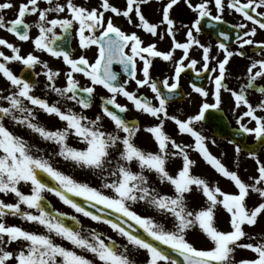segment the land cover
<instances>
[{"label": "snow or ice", "instance_id": "obj_1", "mask_svg": "<svg viewBox=\"0 0 264 264\" xmlns=\"http://www.w3.org/2000/svg\"><path fill=\"white\" fill-rule=\"evenodd\" d=\"M150 2L126 0V8L121 10L110 0H102L99 7L92 8L78 5L74 0H64L63 3L45 0L44 7H41V0H27L18 6L11 0H0V29L13 34L19 42H31L35 50L62 58L69 69L64 73L65 85L57 86L56 80L61 75L59 69L53 70L34 52L21 54L20 47L0 37V46L11 51V55H7L0 50V76L9 85L6 90L0 89V92H7L0 95L3 102L0 103V194H11L16 201L6 202L0 198V264H11L13 260L15 264H137L136 257L140 252L145 254L144 264H264V237L258 239L245 231V226L255 227L264 217V161L256 149L248 151V156L257 165V175L249 177L251 183L245 182L238 171L229 170L210 152L206 143L208 138L195 127L222 118L217 112L222 108L224 93H227L236 109L246 107V111L237 116L239 131L253 136L264 149V115L257 114L258 111L264 112V100L253 105L249 99L250 91L264 97V85L258 84L259 80H264V56L251 60L246 68L247 83L239 90L230 87L226 81L231 58L248 55L244 46H253L264 53V41L254 40L258 29L264 30V11H258L264 9V0H200L196 4L192 0H183L197 14L191 26L183 25L187 29L185 42L176 39V22L171 16L174 6H178L181 0H168L161 9L159 23L150 22L142 11L141 6ZM14 7L17 8L16 18L6 21L4 10ZM212 8L216 9V14L212 13ZM226 10L241 14L244 20L255 26L249 30L246 23L236 25L243 30L242 35L237 36L239 50H230L223 41L219 42L217 47L223 51L224 58L216 61V67L210 68V61L215 58L210 56L212 45L205 46L196 34L201 32L205 18L222 22ZM109 12L116 17L123 16L133 27L159 37L161 41L166 34L172 41L170 50H158L155 42L145 45L136 31L128 33L114 23L112 16L106 18ZM133 14L137 18L135 22ZM29 15H36L34 25L26 21ZM161 25L165 28L163 33L159 31ZM33 26L38 30L35 37L30 34ZM73 33L78 38V47L85 50L79 57H74L58 43ZM218 35L225 40L229 38L223 31ZM194 45L202 49L200 71L218 74L209 77L211 93L204 87L191 84L201 102L195 114L180 119L169 114V106L174 102L177 90L181 89V74L185 68L195 69L198 63L189 57ZM93 46L96 55L90 61L86 51ZM177 50H182L178 60L174 57ZM155 58L174 64L172 82L169 78L160 82L166 92L158 86L150 71ZM186 60L189 61L187 65ZM12 62L19 63L22 71L42 65L46 87L61 99L50 103L34 95L35 84L14 73L9 66ZM114 65L120 66L121 70H114ZM138 73L143 78H139ZM76 74L85 77L89 85L82 86ZM133 81L137 91L128 90ZM97 86L109 95L100 98V114L89 118L74 106L90 109ZM145 87L154 94L157 103L138 95L139 89ZM209 95L213 97L211 103L207 99ZM117 96L130 101L138 113L157 119L154 126L145 129L153 136L156 151L143 149L135 142L140 126L126 118L129 109L117 101ZM36 108L47 115H55L65 126L48 129L36 121ZM105 118L112 123L111 130L104 127ZM245 118L249 123L254 122V126L245 123ZM6 120L13 126L29 130L45 142L57 145L54 154L95 174L100 180L99 187L77 180L55 167L49 156L40 154L43 152L41 148L12 131ZM165 120L172 121L179 134L194 138L195 150L223 178L234 182L238 191H223L218 182L213 186L207 179L193 174L196 162L187 151L192 146L182 145L167 133ZM70 136H75L84 147L71 146L68 143ZM242 150L241 144L235 143V152L239 154ZM175 158H181V166L172 173L168 164ZM22 185L28 186L30 191H22ZM165 185L171 188L170 193L160 190ZM194 190L205 197V203L199 209H193L188 199ZM46 193L53 194L75 213L108 225L126 243L118 244L95 229H84L76 215L69 217L67 213L50 207ZM253 194L260 202L249 206L247 200ZM77 197L83 203L78 202ZM138 204L154 210L166 223L159 222L154 216L139 214L134 209ZM221 210L229 215L230 230H220L217 226ZM8 216L33 222L45 231L38 233L8 225L5 222ZM64 217L75 221L79 227L70 226ZM197 230L209 242L208 247L198 248L187 238ZM56 238L66 241L70 247L58 243ZM244 238L255 243H242ZM13 243L18 245V250H8ZM237 249L249 250L255 256L237 260Z\"/></svg>", "mask_w": 264, "mask_h": 264}, {"label": "flooded vegetation", "instance_id": "obj_2", "mask_svg": "<svg viewBox=\"0 0 264 264\" xmlns=\"http://www.w3.org/2000/svg\"><path fill=\"white\" fill-rule=\"evenodd\" d=\"M11 2L18 6L22 3L27 2V0H11ZM59 2L63 3L64 0H59ZM75 3L78 5H83L89 8L92 7H99L102 0H74ZM168 0H151V2L147 5H142V11L145 14L146 18L150 22L159 23L162 19L161 15V9ZM200 2V0H192L193 4H196ZM242 2H246V0H242ZM110 3L114 6L120 8L121 10H124L126 8V0H110ZM45 6V0H41V7ZM258 11H264V9H259ZM17 8L14 7L11 10H4L3 15L5 17L6 21H10L14 18H16ZM212 13L216 14V9L212 8ZM196 13L193 12L191 9L187 7V5L181 0V3L178 6H174V9L171 13L172 18L175 20V28H176V39L180 42H185L186 40V31L187 29L183 27V25H189L191 26V23L196 18ZM254 15V13H253ZM107 16H112L114 23L121 27L122 30H125L128 33H131L132 31H136L141 38L144 40L145 45L149 43L155 42L157 44L158 50L161 51H168L171 48L172 41L171 39L165 34V38L163 41L159 39V37H152L151 35L145 34L143 30H140L136 27H133L128 23V20L124 18L123 16L116 17L112 13H106ZM51 18V17H50ZM133 21H136V17L133 14L132 16ZM37 20L36 15H29L26 17V21L30 24L35 23ZM218 24L213 29L216 34L217 38H214L212 35L208 34L207 27L202 26V30L200 33L196 34L198 38L200 39L201 43L205 44V46L212 45V52L210 53V56L215 57L210 61V68L216 67V61L222 60L224 58L223 51L219 50L217 45L219 42L223 41L225 44L228 45L230 50L237 51L239 50V45L237 43V36L238 34L242 35L243 30L239 29L236 25L239 23H246L247 28L250 30L253 25L251 22H248L244 20V18L239 13H235L232 10H226L223 13V20L222 22H217ZM58 34H61L60 30L58 29ZM159 31L163 33L165 31V28L163 25L160 26ZM225 32L227 36L229 37L227 40L224 39V37H220L218 35L219 32ZM30 34L32 37H35L38 34V30L35 26H33L30 30ZM2 38L7 39L9 42L14 43L16 46L21 48V54H27L29 52H34V54L38 55L42 61H46L49 63V66L53 69H59L61 71V75L57 78L56 84L57 86H64L65 85V75L69 69L68 66L65 65L62 61V58H53L48 53L40 52L39 50L34 49V45L31 42H19L17 38L13 35L7 32L6 35L0 36ZM78 38L75 37V34L67 36L65 39L59 41L58 43L61 44L66 50H69L74 57H79L82 53H85V50H82L78 47L77 44ZM255 41H264V30H259L257 32V35L254 37ZM0 50L4 51L5 54L11 55V51L3 46H0ZM244 50L247 52V56L240 57V56H234L231 58L228 67V74L226 76L227 84L234 88L239 90V88L247 83V74H246V68L250 65L251 60L253 59H259L262 56H264V53L260 52L257 48L246 45L244 46ZM87 57L91 60H94V57L96 55V48L93 46L91 50L86 51ZM182 56V50H177L174 54V57L176 60H178ZM190 59H196L198 61L195 69H189L185 68V71L181 74V89L177 90V93L174 97V102L170 104L169 110L176 106H184L188 102H191L192 104H195L197 106L200 105L201 97L199 94L195 93L191 87L192 83L197 84V86H201L203 82L206 83L205 85H202L201 87H204L206 90H208L210 93L212 91V84L209 79V77L217 75V73H204L200 70L203 66V60H202V49H199L198 46H193V48L189 52ZM189 63L188 60L185 61V64L187 65ZM10 68L13 70L14 73L20 75L22 72L21 68L22 66L17 62H12L10 65ZM139 67V65H138ZM23 70L29 71V76L27 77L31 82L35 84L34 92L33 94L47 99L50 103H54L57 100H60L61 98L54 92H51L46 87V77L43 75L44 69L42 68V65H37L35 69H27L24 68ZM114 70H121L120 66L114 65ZM153 78L157 80L158 86L161 87L162 91H167L163 89L162 83H160L163 79L169 78V82L171 83V77L174 74V64L172 62H165L161 58H155L153 61V67L150 70ZM33 72V74H32ZM200 73L197 75V73ZM39 73V75H37ZM35 75V78L33 77ZM139 75V78H143L142 75ZM34 78L35 81H32ZM76 78L79 80L80 84L82 86H88L89 81L83 77L81 74H76ZM3 80V79H2ZM259 85H264V80L258 81ZM8 89V88H7ZM129 91H137V86L135 85L134 81L130 83ZM7 94L6 91L0 92V95ZM109 93L105 89H103L100 86H97L96 92L94 94V102L93 106L90 109L82 110L79 106H74L75 110L77 111H84L85 114L89 118H94L101 112V106L102 101L101 97H107ZM138 95H144L147 96L149 99L153 100V103H157L154 99V94L151 93L150 89L145 87L143 89H139ZM183 98V99H182ZM208 102H213V97L209 95L207 98ZM250 102L253 103V105H257L261 100H264V97H262L257 92L250 91L249 94ZM117 101L121 105H127L129 111L125 114L126 118L130 121L138 122L140 126V131L138 132L135 142L143 149L156 151L157 145L154 142L153 136L148 133L145 129L149 126H154L158 121L156 118H152L148 115L140 114L138 113L132 103L128 101L126 98L122 96H117ZM0 103H3L0 101ZM61 104H63V101H61ZM244 111H246V107L242 106L239 109L235 108L233 99L231 96H229L227 93H224L223 96V104L221 110H219V115L222 116L221 119H219L220 122L227 121L231 128L235 129L238 132V135L240 138L244 139V145L250 146V147H244L241 143L242 151L241 153L237 154L235 152V143H230V139H220L219 137L215 136L212 132V130L205 125L202 124H196L195 127L197 130L201 131L203 135H205L207 140V147L210 150L212 154H214L218 159L221 160V162L229 169H237L240 172H246V171H253L256 170L257 165L253 159H251L248 156V151L250 149H256L258 152V155L260 156L261 160L264 161V149H261V146L259 142L255 141L254 137L248 134H244L239 131V124L237 123V116L238 114H242ZM170 115L172 114V111L169 112ZM259 115H264V112L258 111ZM35 115L36 120H42L45 123V126L48 129H57V128H63L65 126L64 122L60 121L55 115H47L43 112V110L36 108L35 109ZM245 123H248L249 126H254V122L249 123L248 118H245ZM165 131L169 133L174 139H176L177 142L181 143L182 145H191L192 147L187 148V151L190 154V158L193 159L196 163L194 167L192 168V172L195 175H200L203 178L207 179L211 185H214L218 182L219 184L226 183L227 186L233 187L235 190H231L232 193H236L238 189L234 186V182H231L228 178H219V173L210 166L203 158L202 156L195 150L194 148V138H192L188 134H179L177 131V126L170 120H165ZM104 127L107 130H111L113 125L112 123L105 118L103 121ZM29 136L26 139L29 140V142L43 150V155L49 156L52 160V163L55 167L58 169L64 171L66 174L72 175L73 172H79L82 173L84 170L75 167L70 162L64 161L61 157L56 156L54 153L58 150V146L52 143H46L43 140H40L41 143L35 144L32 141L36 139V137L32 140H30ZM39 138V137H38ZM215 141V143H212V141ZM219 142L221 145H219ZM68 143L71 146L77 147V148H83L84 145L80 143L75 136H70L68 139ZM181 166V158H175L168 164V168L171 172H176L178 168ZM211 175V176H210ZM245 182H248V179L242 178ZM78 180V179H77ZM86 181V180H85ZM251 183L252 181L249 179ZM226 191V190H224ZM231 193L230 191H226ZM46 197L51 201L52 197L55 198V196L51 193H46ZM51 198V199H50ZM57 200H59L56 197ZM254 202H260V199L257 195L253 194L250 199ZM60 201V200H59ZM61 202V201H60ZM148 212V211H145ZM261 219H264L262 217Z\"/></svg>", "mask_w": 264, "mask_h": 264}, {"label": "rangeland", "instance_id": "obj_3", "mask_svg": "<svg viewBox=\"0 0 264 264\" xmlns=\"http://www.w3.org/2000/svg\"><path fill=\"white\" fill-rule=\"evenodd\" d=\"M6 34H7L6 30L0 29V36L6 35ZM8 87H9V85L7 84V82L4 80V78L2 76H0V89L6 90ZM198 108H199V106L192 104L191 102H188L184 106H176V107L172 108L171 110H169V112L172 111V114L177 115L180 119H186L188 116L195 114L198 111ZM36 121L45 126L46 122H44L40 119L36 120ZM6 124L12 131L22 135L25 138L34 135L36 137V139L34 141H32L33 143H35V144L41 143L40 140H42V139L38 138L37 135L31 133L29 130H27L23 127L13 126L11 121L6 120ZM35 137H30L29 139L32 140ZM46 143H50V142H46ZM219 145H221L220 142H219ZM83 170L84 171L82 173L73 172L72 176H74V178H76L82 182H88V183L92 184L93 186L99 187V185H100L99 178L95 174L90 172L89 170H87V169H83ZM233 170L238 171V174L241 176V178L248 179V182H250L249 177L257 175L256 170H253V171L251 170V171H246V172H243V171L240 172L237 169H233ZM172 173H174V172H172ZM219 178H223V177H221V175L219 174ZM219 187L223 191L226 190V191L231 192V190H235L233 187L227 186L226 183L219 184ZM21 190L24 191L25 193H28L30 191V188L28 186L22 185ZM160 190L162 192H165V193H170L172 191L171 188L167 185L163 186ZM0 198L4 199L6 202H13V203L16 202L15 197L11 194H9L7 196L0 194ZM188 199H189L191 207L193 209H199V207L205 203V197L198 190H194L193 193L188 197ZM52 200H54V202H52V203H53V206L55 209L69 213L71 215H76L78 217L79 221L82 223V226L84 229H86V230L87 229H95L96 231L102 233L104 237H111L112 239L116 240L118 244L126 243L125 241L122 240V238L118 237V235L116 233H114L108 225H106L102 222L92 221L90 218L83 217L82 214L75 213L72 208H70L67 205H64L62 202L57 200L56 197L55 198L52 197ZM257 203L258 202H254L252 200H247V204L249 206L255 205ZM134 209L141 215H151V216H154L159 222L166 223V221L164 220V218L162 216L157 214L154 210H151V209L145 207L143 204L135 205ZM145 211H148V212H145ZM5 222L8 225H17V226L22 227L23 229L36 231L38 233H43L45 231L43 227H41V226H39L33 222L24 221L20 217L8 216L5 218ZM217 226L220 230H225V231L230 230L229 215L223 210H221L219 212ZM245 231L248 232L250 235L256 236L258 239L261 237H264V219H260L259 224L255 227L245 226ZM187 238L189 239L190 242L194 243V245L198 248H206L209 245V242L206 240L205 236L203 234H201L198 230L190 233ZM56 239H57L58 243H63V244H65V246L70 247V245L66 241H61L59 238H56ZM241 242L242 243H248V242L255 243V241H249L247 238H244ZM8 250L16 251V250H18V245L13 243L9 247ZM86 255H88V257L90 259H92L90 254H86ZM254 256H255V254L249 250H242V249L236 250V259L237 260L250 259V258H254ZM136 260H137V264H144L145 254L143 252H140V254L136 257ZM11 264H15V261L13 260L11 262Z\"/></svg>", "mask_w": 264, "mask_h": 264}, {"label": "water", "instance_id": "obj_4", "mask_svg": "<svg viewBox=\"0 0 264 264\" xmlns=\"http://www.w3.org/2000/svg\"><path fill=\"white\" fill-rule=\"evenodd\" d=\"M216 23V22H215ZM218 23L214 24L215 26ZM214 26V27H215ZM210 33H212L214 36H216V32H214L213 30H208ZM22 76H25V78H27V74L26 72L21 73ZM217 115H219V111L217 112ZM212 129L215 135L222 137V138H231L233 141H238L241 142L240 138L238 137V133L236 132V130L231 129L229 127L228 124H226V122L224 123H219V119H211L208 122H206ZM77 199L78 202L83 203L81 198H75ZM48 204L50 207H52V205L49 203V201L47 200ZM53 208V207H52ZM91 210V209H90ZM70 217V216H69ZM114 218V217H112ZM63 219H65V222L67 224H69L70 226L73 227H79V225L76 224L75 221H72L71 219H68L66 217H64ZM141 234L143 235V233L141 232Z\"/></svg>", "mask_w": 264, "mask_h": 264}]
</instances>
